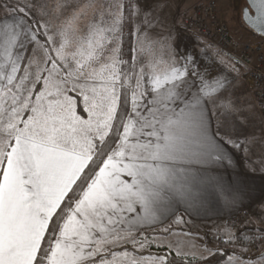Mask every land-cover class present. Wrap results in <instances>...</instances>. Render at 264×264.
<instances>
[{
    "label": "snow or ice",
    "instance_id": "6c2138e0",
    "mask_svg": "<svg viewBox=\"0 0 264 264\" xmlns=\"http://www.w3.org/2000/svg\"><path fill=\"white\" fill-rule=\"evenodd\" d=\"M0 7V264H173L171 244L140 254L165 247L146 230L222 188L207 173L246 143L220 120L239 112L224 95L228 72L213 75L175 49L158 55L127 0L87 5L83 29V7L55 27L45 5ZM241 18L264 36V0H246ZM129 23L136 39L125 59ZM224 233L244 245L224 264H264V251L249 255L264 232ZM175 255L196 254L177 245Z\"/></svg>",
    "mask_w": 264,
    "mask_h": 264
},
{
    "label": "crops",
    "instance_id": "0c3cea01",
    "mask_svg": "<svg viewBox=\"0 0 264 264\" xmlns=\"http://www.w3.org/2000/svg\"><path fill=\"white\" fill-rule=\"evenodd\" d=\"M198 1L200 0H151V3H147L148 7L143 12L148 14L147 18L150 24L145 26L142 20L140 26L146 32L148 39L155 42L154 49L158 55L163 54L167 58L168 52L175 49L179 59L181 55L191 53L199 61L201 68L206 66L203 63L206 57L213 58V47L208 43V40L207 42L190 32L168 25L163 20L164 14L179 10L187 11L185 6L191 5L190 10H192L193 5ZM154 11L160 14L155 21L150 14ZM161 15L163 16L159 18ZM135 39L134 36V41ZM139 46V44L136 45L137 48ZM197 51L202 52V57L201 54H196ZM254 97L255 105L262 115L261 124L264 138V115L259 100L256 96ZM220 120L224 123V130L231 132L228 120L225 117H220ZM234 136L239 139L238 134H234ZM230 151L233 160L231 165L225 163L215 166L207 173L218 178L222 188L210 185L204 193L202 205L189 210H185L184 205H178L175 215L155 228L147 229L146 233L153 232V235H156L158 241H162L165 247L171 244L174 252L177 245L180 246L186 242L183 238L186 236L189 239L186 243L194 244L198 251H203L201 247L203 246L205 256H207L213 248L205 240V232L224 230L226 220L239 212L248 211L250 213L249 229L264 230V152H258L255 148L250 149L244 144L239 149H230ZM177 216L181 217L183 222H175ZM164 228H169L170 231L164 233L162 231ZM166 238L168 240H165ZM170 238H173L172 241ZM130 245H125V247L131 248ZM182 252L187 253V251ZM235 252L239 254V251L235 250ZM257 255L259 253L251 256L255 258ZM224 262L225 260L221 264Z\"/></svg>",
    "mask_w": 264,
    "mask_h": 264
},
{
    "label": "rangeland",
    "instance_id": "374dc122",
    "mask_svg": "<svg viewBox=\"0 0 264 264\" xmlns=\"http://www.w3.org/2000/svg\"><path fill=\"white\" fill-rule=\"evenodd\" d=\"M204 1L205 0H200L196 2L193 5L192 10H190L191 5H188L185 6V9H188L185 12L179 10V11H175L174 13L164 14V16L161 15L159 16V18L163 16V20L166 24L190 32L195 36H197L198 38L204 39L205 41L207 40L209 41L207 42L211 44V46L213 47L212 50L213 58L210 59L206 57L203 63L210 68V71L212 72L213 75L216 72H224V71L228 72V74L232 78V84L231 87L229 88V91L224 93V95L226 97L230 96L235 106L239 109V112L231 116H220V117L223 118L225 117V119L228 120L227 123L230 124L229 129H231V131L233 125L235 126L236 131L234 134H238L240 140L246 141L244 145H246L250 149L255 148V150H257L258 152L259 151L264 152V138L262 135V124H261L262 115L255 105L254 91L249 87L246 81L244 67L239 63H237V61L228 53L221 50L210 39L198 35L189 30H186L180 24L183 18H185L187 15L192 13L193 8L196 4ZM9 2L15 4L16 0H9ZM100 2L101 0H20L21 6L24 3H31L34 4L37 9H39L41 5H45L49 15L44 16L43 19L53 27L59 26L65 20L66 17L70 16L73 13L74 10L83 7L85 14L81 17L80 21H78L79 27L82 29L88 23V21H90L93 18L92 9L87 7V5L95 4L98 6ZM127 2L134 3L139 6L140 14L135 18V23L140 25V22L144 20L146 14L143 11H145V8L148 7L147 3L148 2L151 3V0H127ZM57 4L64 5V7L57 9L56 8ZM245 4H246V0H223L222 8H221L222 15L226 20V22L228 23V25L230 26L232 35L236 40L257 41L262 36L257 35L253 31H251L241 18V9L242 7L245 6ZM150 14L152 15L151 18H153L154 21L156 20V18H158V15H160L159 12L156 11L151 12ZM4 15H5V11L2 7H0V16H4ZM252 34H255V36H252ZM208 43L206 44L208 45ZM201 53L202 52H198V51L196 52V54L198 55H200ZM200 56L202 57V54ZM221 61H223V63H221ZM233 63H235L236 67L239 69L238 74L235 72H231L230 70V65ZM248 220L244 226V229L247 231L254 230L248 228ZM260 231L264 232V230H260ZM146 234H148L150 238L151 236L157 237L156 235H153V232H148ZM183 238L186 240V242L187 240H189L187 239L186 236L185 237L183 236ZM172 239L173 238H170V241H172ZM165 240L168 239L166 238ZM186 242H183L180 245L182 251H187V253H195L196 254L195 257L205 256V252H204L205 250L203 249V246H201L203 251H198L194 244L192 243L188 244ZM211 246L212 248L217 247L213 245ZM130 247L131 248L128 247L129 251L132 250V245H130ZM157 248L158 247L153 244L151 247L143 249L140 254L147 256L149 254H156L162 252ZM232 250L240 251L239 249H232Z\"/></svg>",
    "mask_w": 264,
    "mask_h": 264
},
{
    "label": "built area",
    "instance_id": "2783aa9c",
    "mask_svg": "<svg viewBox=\"0 0 264 264\" xmlns=\"http://www.w3.org/2000/svg\"><path fill=\"white\" fill-rule=\"evenodd\" d=\"M222 2L223 0H205L196 4L192 13L183 18L180 24L186 30L210 39L244 67L246 81L259 100L264 115V36L257 41L236 40L222 15ZM248 218V211L239 212L226 220L225 228L230 227L237 236L241 232L257 235V230L244 229ZM205 239L209 244L220 248L240 250L244 246L227 243L224 230L207 231ZM263 249L264 241H257L251 246L249 255L259 253Z\"/></svg>",
    "mask_w": 264,
    "mask_h": 264
},
{
    "label": "trees",
    "instance_id": "16d2710c",
    "mask_svg": "<svg viewBox=\"0 0 264 264\" xmlns=\"http://www.w3.org/2000/svg\"><path fill=\"white\" fill-rule=\"evenodd\" d=\"M129 3V2H128ZM133 30L132 24H126L124 27L125 32V38L123 43V48L125 52V59L129 58V52L130 47L132 46L134 42V36H130L129 33ZM161 250V254L168 253L170 250L167 247L163 248H157ZM235 250H232L230 248H220L216 247L211 249V252L203 257H193L191 255L188 256H180L177 257L175 255V252L171 250V255L169 256V259L172 260L173 264H221L224 260H226L228 255H231L232 252Z\"/></svg>",
    "mask_w": 264,
    "mask_h": 264
},
{
    "label": "water",
    "instance_id": "95a60500",
    "mask_svg": "<svg viewBox=\"0 0 264 264\" xmlns=\"http://www.w3.org/2000/svg\"><path fill=\"white\" fill-rule=\"evenodd\" d=\"M249 11L254 15L255 13H254V10L253 9H249ZM244 23L246 24V22L244 21ZM246 26L251 30V31H253L255 34H257L250 26H248L247 24H246ZM257 35H259V34H257ZM261 36V35H260Z\"/></svg>",
    "mask_w": 264,
    "mask_h": 264
}]
</instances>
